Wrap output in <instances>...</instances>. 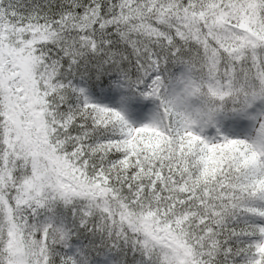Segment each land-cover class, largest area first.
Returning a JSON list of instances; mask_svg holds the SVG:
<instances>
[{
	"label": "snow or ice",
	"instance_id": "obj_1",
	"mask_svg": "<svg viewBox=\"0 0 264 264\" xmlns=\"http://www.w3.org/2000/svg\"><path fill=\"white\" fill-rule=\"evenodd\" d=\"M186 62L198 122L169 100ZM111 74L118 108L87 90ZM257 100L264 0H0V264H264ZM228 111L243 138L204 135Z\"/></svg>",
	"mask_w": 264,
	"mask_h": 264
},
{
	"label": "trees",
	"instance_id": "obj_2",
	"mask_svg": "<svg viewBox=\"0 0 264 264\" xmlns=\"http://www.w3.org/2000/svg\"><path fill=\"white\" fill-rule=\"evenodd\" d=\"M169 76L168 78L175 82L174 89H170L169 96L179 97L182 105L185 103V100H182V95L184 92H187V88L190 86V77H189V67L187 62L184 65L176 64L168 69ZM117 77L115 74L105 75L99 80H91L87 84V90L92 98L96 102H101L105 96L120 93L121 89L116 83ZM183 90V91H182ZM134 104V107L141 108L147 107L150 108L153 112L156 109L158 102L153 101L151 98L136 97L131 101ZM186 104L190 108H201V104L198 96H191L186 98ZM258 110H264V101L257 100L250 107L249 111L255 113ZM248 119L237 116L231 111L226 113L222 112L216 117V124L214 127H209L205 130L204 135L214 136L219 134L224 129L233 127L240 123L247 121ZM103 259V257H101Z\"/></svg>",
	"mask_w": 264,
	"mask_h": 264
},
{
	"label": "rangeland",
	"instance_id": "obj_3",
	"mask_svg": "<svg viewBox=\"0 0 264 264\" xmlns=\"http://www.w3.org/2000/svg\"><path fill=\"white\" fill-rule=\"evenodd\" d=\"M120 95V93L107 95L103 99H101V102L99 101L98 103L118 108V104L116 103V101L119 100ZM122 114L125 116V119L135 127L142 126L143 124L148 123L150 117L153 114V111L147 107L136 108L131 102L128 107L122 112ZM250 124L251 122L247 120L233 127H229L228 129H224V131H221L217 135H219V137L227 138H243V133L248 127H250ZM217 135L211 137H215Z\"/></svg>",
	"mask_w": 264,
	"mask_h": 264
},
{
	"label": "clouds",
	"instance_id": "obj_4",
	"mask_svg": "<svg viewBox=\"0 0 264 264\" xmlns=\"http://www.w3.org/2000/svg\"><path fill=\"white\" fill-rule=\"evenodd\" d=\"M183 91V90H182ZM199 94L194 91L190 86L187 88V92H184L182 95V100H185V103L182 105L181 101H175L173 105V110L180 112L187 119L198 122L199 120V112H202V108H190L186 104V98L191 96H198ZM169 100H174L173 97L169 96Z\"/></svg>",
	"mask_w": 264,
	"mask_h": 264
}]
</instances>
